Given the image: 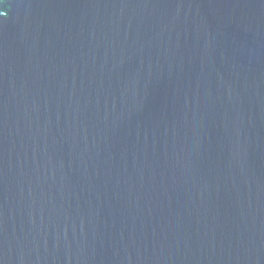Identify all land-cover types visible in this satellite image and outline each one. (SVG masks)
<instances>
[{"label": "water", "instance_id": "water-1", "mask_svg": "<svg viewBox=\"0 0 264 264\" xmlns=\"http://www.w3.org/2000/svg\"><path fill=\"white\" fill-rule=\"evenodd\" d=\"M0 264H264V0H0Z\"/></svg>", "mask_w": 264, "mask_h": 264}]
</instances>
